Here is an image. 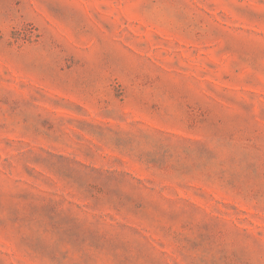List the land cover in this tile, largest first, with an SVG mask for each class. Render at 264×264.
Listing matches in <instances>:
<instances>
[{"label":"rangeland","instance_id":"374dc122","mask_svg":"<svg viewBox=\"0 0 264 264\" xmlns=\"http://www.w3.org/2000/svg\"><path fill=\"white\" fill-rule=\"evenodd\" d=\"M0 264H264V0H0Z\"/></svg>","mask_w":264,"mask_h":264}]
</instances>
